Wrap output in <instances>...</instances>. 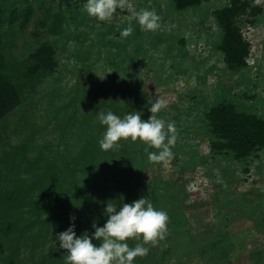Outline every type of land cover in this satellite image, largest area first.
Wrapping results in <instances>:
<instances>
[{"label":"rangeland","instance_id":"rangeland-1","mask_svg":"<svg viewBox=\"0 0 264 264\" xmlns=\"http://www.w3.org/2000/svg\"><path fill=\"white\" fill-rule=\"evenodd\" d=\"M85 3L0 0V81L16 96L0 116V264H66L53 240L71 216L90 233L107 202L145 195L170 219L136 264H264V0H120L106 21ZM142 9L159 28L121 36ZM222 9L243 65L225 59ZM155 98L171 159L140 140L101 149L99 109L146 120Z\"/></svg>","mask_w":264,"mask_h":264},{"label":"clouds","instance_id":"clouds-1","mask_svg":"<svg viewBox=\"0 0 264 264\" xmlns=\"http://www.w3.org/2000/svg\"><path fill=\"white\" fill-rule=\"evenodd\" d=\"M120 6V0H86L83 11L98 20L110 19ZM160 17L154 9L136 11L130 18L128 26L120 35L127 37L133 32L135 21L142 31H155L159 28ZM113 71V70H112ZM111 72V71H108ZM106 73V72H105ZM167 105L163 99L155 98L149 107L151 115L145 120L141 111L127 112L123 116L112 110L99 109L96 118L100 125L105 126L98 143L102 150L108 151L118 146L119 141L131 139L140 140L147 147L157 151H148L152 162H162L172 158V146L176 142V128L173 123L165 126V121L156 113ZM106 217L103 225L94 220L89 233L85 230L77 235L75 231V216L69 226L55 234L59 248L67 250L66 264H136L137 257L149 253L145 245L164 239L168 231L169 215L166 210L157 208L145 195L131 202L106 203L102 211ZM130 238L138 241L130 246Z\"/></svg>","mask_w":264,"mask_h":264},{"label":"trees","instance_id":"trees-1","mask_svg":"<svg viewBox=\"0 0 264 264\" xmlns=\"http://www.w3.org/2000/svg\"><path fill=\"white\" fill-rule=\"evenodd\" d=\"M180 3L182 2L183 4L186 3H195L198 2L199 0H178ZM222 10H216L215 13L218 15V17L220 18L221 22L224 25V29H225V37H224V42L223 44H221L225 55H226V61L229 63L230 66H237L240 62V64H245L243 60H241V58L236 55V50H235V46L234 45V40L236 38V36L238 34H236L233 29L229 26L227 20L225 18H223V15L221 12ZM16 96L14 94V92L11 90L10 85L6 84L5 82L1 83L0 81V116L3 115V113H5L9 106H11L14 102H15ZM263 136L261 135L260 138L258 139H254L251 138V142H250V147H253L259 143L263 142ZM248 148V149H249ZM247 149V150H248ZM244 153H246V151H243Z\"/></svg>","mask_w":264,"mask_h":264},{"label":"bare ground","instance_id":"bare-ground-1","mask_svg":"<svg viewBox=\"0 0 264 264\" xmlns=\"http://www.w3.org/2000/svg\"><path fill=\"white\" fill-rule=\"evenodd\" d=\"M98 188V187H97ZM100 188V187H99Z\"/></svg>","mask_w":264,"mask_h":264}]
</instances>
